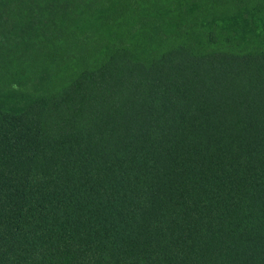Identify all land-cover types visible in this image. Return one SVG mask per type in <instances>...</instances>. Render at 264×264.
Segmentation results:
<instances>
[{
  "label": "trees",
  "instance_id": "obj_1",
  "mask_svg": "<svg viewBox=\"0 0 264 264\" xmlns=\"http://www.w3.org/2000/svg\"><path fill=\"white\" fill-rule=\"evenodd\" d=\"M0 264H264V0H0Z\"/></svg>",
  "mask_w": 264,
  "mask_h": 264
}]
</instances>
